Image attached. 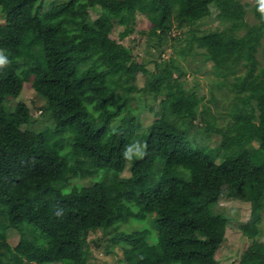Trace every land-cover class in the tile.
<instances>
[{"label": "trees", "instance_id": "trees-1", "mask_svg": "<svg viewBox=\"0 0 264 264\" xmlns=\"http://www.w3.org/2000/svg\"><path fill=\"white\" fill-rule=\"evenodd\" d=\"M41 3L0 0V264H85L97 229L125 264H223L215 253L230 218L212 210L220 196L250 206L239 229L251 243L234 264H264V0L250 9L240 0ZM211 3L222 27L201 31ZM137 11L152 69L121 41ZM117 21L120 40L110 36ZM176 31L185 45L162 57L180 42ZM197 54L212 63L208 96L188 87L180 62ZM26 84L44 100L40 118L21 96ZM8 228L20 233L15 245Z\"/></svg>", "mask_w": 264, "mask_h": 264}, {"label": "rangeland", "instance_id": "rangeland-1", "mask_svg": "<svg viewBox=\"0 0 264 264\" xmlns=\"http://www.w3.org/2000/svg\"><path fill=\"white\" fill-rule=\"evenodd\" d=\"M240 1L242 3H248L249 9L253 6L254 2H256V0H240ZM52 2L53 0H42L40 8L43 9L45 7H48L49 5H51ZM88 9L91 19H95L100 14L101 11L99 5H93ZM217 12L218 10L216 6L213 3H211L209 15L205 18L200 19L199 22L196 24V27L200 28L201 31H207L209 29L222 27L221 24L219 23L218 18L216 17ZM135 17L136 18L132 24L133 31L125 39H122L121 41L131 44L134 47L133 50L134 54L138 56L136 60L140 61V57H144L143 59L147 61V67L152 69L154 63L151 61V59H153L156 56V53L155 55H153L147 52L148 42L146 39V35H143L141 33L142 34L141 36L139 34L141 30L144 31L148 30V19L145 13L139 11L136 12ZM246 20L249 23L255 21L250 11L246 15ZM122 28L123 25L120 22L118 21L115 22L114 27L110 32V36L117 40H120L119 32L122 30ZM174 33L176 34V36L180 37V42H176L173 47L170 46L166 47L165 51L162 53V57L168 58L169 56L174 55L175 50H177L180 46L185 45L186 42L185 40L187 39L188 34L182 31H176ZM258 59H259V63L264 66V41H263V45L259 49ZM180 62L184 66L187 73L185 78L187 80L188 87L195 86L199 94H204L208 96L209 89L213 84V77L210 75V72L208 71L211 69L212 66L211 61H206V60L203 61L201 55L197 54L195 55L194 58H188L187 60L184 61L181 60ZM135 81L137 86L141 87L144 84L145 76L139 72L136 76ZM229 93L230 91L225 90V88H223L220 91H216V94L220 98V101L224 100L225 102H227L225 99ZM230 95L231 93L229 94V96ZM21 96L23 100L29 104L32 111V116L40 118L41 110H42L41 107L44 103V100L39 96H35V93L28 88L27 84L23 87ZM160 98H162V96H158L157 99L155 100L150 98L148 99V103L153 104L154 101L157 102ZM209 104H211V108L214 112L215 105L212 102H210ZM152 117H153V113L148 110H145L141 114V118L144 123L151 120ZM42 122L43 124L39 119L38 123L35 126L38 127L39 125H44L45 122L43 120ZM213 140H215V137L213 138ZM217 161H219V159H217ZM128 174H129V164L122 173V176L126 177L128 176ZM72 183L89 184L90 180L74 179L72 180ZM212 210L215 213H220L230 218V222L226 226L224 240L216 250L215 258L223 264H234L238 260L242 251L251 243V240L246 236H244L241 230L239 229V225L241 223H244L249 217V212H250L249 203L234 198H227L224 196H220L218 198L217 203L213 206ZM263 221H264V212H263ZM151 223H153V221L148 222V224ZM140 224H142L141 226H143L144 224H146V221H142ZM19 237H20V233L17 229L8 228L6 230V239L11 245H15L18 242ZM106 239H107V234L103 229H97L89 232V234L87 235L89 253L85 264H125L121 248L118 246V244H114L112 246L110 245V247L108 248L106 247V243H107ZM257 239L258 240L264 239V225L262 226V232L260 235L257 236ZM49 264H68V263L56 261Z\"/></svg>", "mask_w": 264, "mask_h": 264}, {"label": "clouds", "instance_id": "clouds-1", "mask_svg": "<svg viewBox=\"0 0 264 264\" xmlns=\"http://www.w3.org/2000/svg\"><path fill=\"white\" fill-rule=\"evenodd\" d=\"M6 64H7L6 58L0 55V67H4Z\"/></svg>", "mask_w": 264, "mask_h": 264}, {"label": "bare ground", "instance_id": "bare-ground-1", "mask_svg": "<svg viewBox=\"0 0 264 264\" xmlns=\"http://www.w3.org/2000/svg\"><path fill=\"white\" fill-rule=\"evenodd\" d=\"M214 205V204H213Z\"/></svg>", "mask_w": 264, "mask_h": 264}]
</instances>
